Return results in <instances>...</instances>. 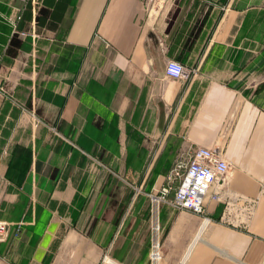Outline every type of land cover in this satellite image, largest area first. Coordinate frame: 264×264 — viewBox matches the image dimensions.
<instances>
[{
  "label": "crops",
  "instance_id": "1",
  "mask_svg": "<svg viewBox=\"0 0 264 264\" xmlns=\"http://www.w3.org/2000/svg\"><path fill=\"white\" fill-rule=\"evenodd\" d=\"M189 147L231 169L203 216L151 200ZM0 222V264H262L264 0H0Z\"/></svg>",
  "mask_w": 264,
  "mask_h": 264
},
{
  "label": "built area",
  "instance_id": "2",
  "mask_svg": "<svg viewBox=\"0 0 264 264\" xmlns=\"http://www.w3.org/2000/svg\"><path fill=\"white\" fill-rule=\"evenodd\" d=\"M189 74L190 72L178 63L166 64L165 75L169 78L182 80L187 79ZM230 170V165L223 159L219 149L189 147L187 150L180 151L174 160L167 177L168 186L161 189L160 196H152L151 200L156 208L160 202H166L173 210L203 216L207 199L221 201L220 193L227 184ZM175 182L177 184L173 198L167 201V194L172 190ZM250 215L249 206L235 208L227 201L220 221L226 225L240 226L244 223L242 217L247 220ZM154 229L158 232L159 227L155 225ZM8 231L9 224L0 222V242L6 240ZM159 250L160 243L156 238L150 252V261L154 264L161 258ZM104 263L112 264L110 260L103 258L102 264Z\"/></svg>",
  "mask_w": 264,
  "mask_h": 264
},
{
  "label": "rangeland",
  "instance_id": "3",
  "mask_svg": "<svg viewBox=\"0 0 264 264\" xmlns=\"http://www.w3.org/2000/svg\"><path fill=\"white\" fill-rule=\"evenodd\" d=\"M176 184H177V183L175 182L174 186H176ZM174 186H173V187H174ZM160 264H168V263H166V262H162V261H161ZM171 264H172V263H171Z\"/></svg>",
  "mask_w": 264,
  "mask_h": 264
}]
</instances>
